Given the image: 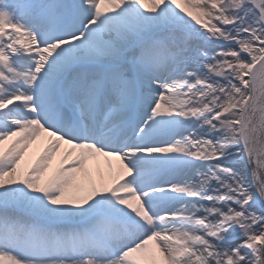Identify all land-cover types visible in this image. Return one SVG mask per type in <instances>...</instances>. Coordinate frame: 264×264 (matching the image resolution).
Returning a JSON list of instances; mask_svg holds the SVG:
<instances>
[{"label":"snow or ice","instance_id":"snow-or-ice-1","mask_svg":"<svg viewBox=\"0 0 264 264\" xmlns=\"http://www.w3.org/2000/svg\"><path fill=\"white\" fill-rule=\"evenodd\" d=\"M0 264H264V0H0Z\"/></svg>","mask_w":264,"mask_h":264}]
</instances>
